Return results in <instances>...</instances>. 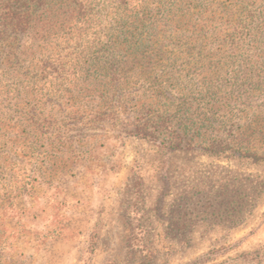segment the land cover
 <instances>
[{"label":"rangeland","instance_id":"obj_1","mask_svg":"<svg viewBox=\"0 0 264 264\" xmlns=\"http://www.w3.org/2000/svg\"><path fill=\"white\" fill-rule=\"evenodd\" d=\"M1 21L0 264H264V161L97 126L98 45Z\"/></svg>","mask_w":264,"mask_h":264},{"label":"trees","instance_id":"obj_2","mask_svg":"<svg viewBox=\"0 0 264 264\" xmlns=\"http://www.w3.org/2000/svg\"><path fill=\"white\" fill-rule=\"evenodd\" d=\"M9 1L1 23L16 40L98 45L86 83L97 126L125 111L134 135L166 149L264 161V0Z\"/></svg>","mask_w":264,"mask_h":264}]
</instances>
